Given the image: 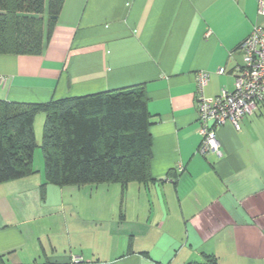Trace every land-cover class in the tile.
<instances>
[{
    "label": "crops",
    "instance_id": "crops-1",
    "mask_svg": "<svg viewBox=\"0 0 264 264\" xmlns=\"http://www.w3.org/2000/svg\"><path fill=\"white\" fill-rule=\"evenodd\" d=\"M261 3L64 0L42 55L0 56L1 101L144 85L152 122L146 182L43 194L42 167L0 184V264H264V104L205 157L197 108L200 71L207 96L234 90Z\"/></svg>",
    "mask_w": 264,
    "mask_h": 264
},
{
    "label": "trees",
    "instance_id": "trees-1",
    "mask_svg": "<svg viewBox=\"0 0 264 264\" xmlns=\"http://www.w3.org/2000/svg\"><path fill=\"white\" fill-rule=\"evenodd\" d=\"M64 0H0V56H40ZM46 183L56 187L150 179L151 115L144 85L33 104L0 100V184L31 176L36 118Z\"/></svg>",
    "mask_w": 264,
    "mask_h": 264
},
{
    "label": "built area",
    "instance_id": "built-area-1",
    "mask_svg": "<svg viewBox=\"0 0 264 264\" xmlns=\"http://www.w3.org/2000/svg\"><path fill=\"white\" fill-rule=\"evenodd\" d=\"M261 13L264 14L263 3ZM239 52L242 54L243 64L235 73L233 91L222 90L216 96H207L204 89L211 81V74L208 71L197 73V108L201 135L198 153L201 156L212 153L221 155L218 130L231 124L239 131L243 119L252 116L264 104V26L254 27L241 44Z\"/></svg>",
    "mask_w": 264,
    "mask_h": 264
},
{
    "label": "rangeland",
    "instance_id": "rangeland-1",
    "mask_svg": "<svg viewBox=\"0 0 264 264\" xmlns=\"http://www.w3.org/2000/svg\"><path fill=\"white\" fill-rule=\"evenodd\" d=\"M42 117V122L41 120L37 121V130H38V143H39V147L36 149L35 151V156H34V160H35V169H40L43 167L44 170V160H43V156H42V152L40 149V142L42 140V132H43V127H44V122H45V116L44 114H41Z\"/></svg>",
    "mask_w": 264,
    "mask_h": 264
}]
</instances>
